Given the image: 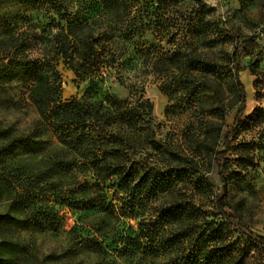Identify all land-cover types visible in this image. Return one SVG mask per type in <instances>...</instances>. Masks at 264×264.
I'll use <instances>...</instances> for the list:
<instances>
[{"label": "trees", "instance_id": "1", "mask_svg": "<svg viewBox=\"0 0 264 264\" xmlns=\"http://www.w3.org/2000/svg\"><path fill=\"white\" fill-rule=\"evenodd\" d=\"M24 1L42 7L50 19L43 24L30 21L24 15L29 9L26 5L14 13L0 8V92L3 84L22 75L40 121L74 152L79 165L92 172L95 182L90 188L96 193L83 200V206L100 216L91 226L94 235L87 239L93 243L89 248L104 253L92 264H257L250 248L236 240L231 228L263 251L264 236L230 212L228 177L222 171V161L232 148L231 136L240 127L246 110L247 91L239 78L245 69L242 62L246 58L262 60L264 55L256 36L225 30L236 40L229 71L242 103L225 134L224 149L215 151L221 179V189H215L196 157L180 153L157 137L151 101L122 100L114 93L99 99L94 97V89L106 79L125 82L127 69L140 62L144 70L165 81L161 89L168 95L185 89L194 96L200 87L196 86L198 78L193 70L215 73L217 67L205 62L201 53L189 51L191 38L198 34L197 28H202L199 33L204 42H214L221 25L211 20L194 23L182 11L188 0H102L90 17L64 12L58 0ZM146 29L152 31L159 45L142 43ZM37 43L43 46L41 53L30 54ZM61 60L78 79L89 81L83 95L63 98V75L58 69ZM145 149L154 151L152 159L145 156ZM188 180L198 192L215 190L213 209L205 210L199 203L177 196L156 203L177 194L179 184ZM109 183L121 192L113 199L121 200L123 212L136 204L141 206L144 199L150 206L134 236L119 230L117 205L108 196ZM106 218L116 221L107 222ZM14 220L0 213V264H20L26 259L24 245L9 234L7 226ZM108 239L115 255L104 252ZM64 256L51 253L37 264H64Z\"/></svg>", "mask_w": 264, "mask_h": 264}, {"label": "rangeland", "instance_id": "2", "mask_svg": "<svg viewBox=\"0 0 264 264\" xmlns=\"http://www.w3.org/2000/svg\"><path fill=\"white\" fill-rule=\"evenodd\" d=\"M58 1L64 5V12L90 17L102 0ZM25 5L29 9L24 15L30 21L42 24L49 21L46 10L32 3L25 4L24 0H2L0 8L14 13ZM182 11L194 23L211 20L221 25L214 42H204L199 33L202 28H197L198 34L191 38L189 51L194 55L201 53L207 59L205 62L217 67L215 73L202 68L193 70L198 78L196 86L200 87L194 96L185 89L173 90L168 95L161 89L165 81L135 62L134 68L127 69L125 82L100 81L94 97L102 99L114 93L122 100L151 101L157 137L180 153L196 157L202 173L215 189H221L215 151L224 149L225 134L242 103L236 80L229 71L236 40L225 30L255 35L264 50V0H188ZM141 41L160 44L148 29ZM163 46L170 48L166 43ZM42 47L34 44L30 54L38 55ZM242 63L245 69L239 78L247 91L246 110L240 127L231 136L232 148L222 161V171L228 177L230 212L264 236V55L262 60L246 58ZM58 69L63 75L65 100L83 95L90 86L88 80L78 79L63 60ZM27 86L23 76L17 75L3 84L0 92V131H4L0 135V213L15 217L7 227H10L9 234L25 247L26 262L20 264H37L51 253H65L61 259L64 264H92L104 256L89 248L93 243L87 239L94 235L91 226L100 214L83 206V200L95 196V188H90L95 179L89 169L74 159V152L40 121ZM217 107L218 112H214ZM144 154L152 159L154 151L145 149ZM109 185V199L117 205L119 230L134 236L141 221L148 216L150 206L144 199L141 206L136 204L123 212L121 200L113 199L120 190ZM178 187L177 194L164 196L156 203H165L177 196L195 201L205 210L213 209L214 189L198 192L190 180ZM105 220L116 221L115 218ZM231 229L236 240L250 248L254 262L264 264V251L235 227ZM110 242L108 239L104 245L108 256L116 254L114 246H108Z\"/></svg>", "mask_w": 264, "mask_h": 264}]
</instances>
